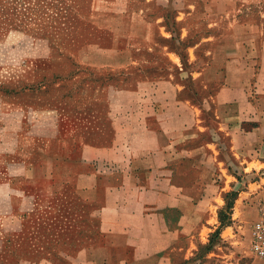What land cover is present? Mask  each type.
Masks as SVG:
<instances>
[{
    "label": "crops",
    "instance_id": "crops-1",
    "mask_svg": "<svg viewBox=\"0 0 264 264\" xmlns=\"http://www.w3.org/2000/svg\"><path fill=\"white\" fill-rule=\"evenodd\" d=\"M221 47L227 51H213L202 72L214 83L210 111L161 82L154 89L141 83L112 102L115 135L107 144L71 134L63 141L58 136L52 149L56 136L39 143L21 109L5 115L3 142L17 153V160L0 165L9 219L28 201L25 185L37 192L39 212L51 216L59 215L57 199L70 185L96 207L83 209V237L70 243L82 248L67 255L68 264H180L179 253L192 264L196 236L207 241L221 228L223 240L234 242L241 221L264 211V19L236 15ZM232 191L223 225L219 214ZM18 225L4 226L3 245Z\"/></svg>",
    "mask_w": 264,
    "mask_h": 264
},
{
    "label": "rangeland",
    "instance_id": "rangeland-1",
    "mask_svg": "<svg viewBox=\"0 0 264 264\" xmlns=\"http://www.w3.org/2000/svg\"><path fill=\"white\" fill-rule=\"evenodd\" d=\"M238 14L264 19V0H0V165L17 160L14 144L3 142L1 126L5 115L19 109L27 114L25 128L41 144L52 133L61 141L78 134L94 144L112 142V102L141 83L154 89L161 82L173 95L210 111L214 83L202 72L213 51H227L221 42ZM231 36L234 44L236 34ZM199 93L203 101L196 100ZM5 180L0 172V264H68L67 255L82 248L70 243L83 237V209L96 206L69 185L57 199L59 215L41 214L37 192L25 185L28 201L11 220ZM235 196L230 192L229 208L220 211L222 224ZM263 214L241 221L234 242L223 240L221 228L207 241L196 236L192 264L260 258L250 240ZM10 222L19 228L3 245ZM178 258L185 264L180 253Z\"/></svg>",
    "mask_w": 264,
    "mask_h": 264
},
{
    "label": "built area",
    "instance_id": "built-area-1",
    "mask_svg": "<svg viewBox=\"0 0 264 264\" xmlns=\"http://www.w3.org/2000/svg\"><path fill=\"white\" fill-rule=\"evenodd\" d=\"M250 245L253 253L264 259V214L252 226Z\"/></svg>",
    "mask_w": 264,
    "mask_h": 264
},
{
    "label": "trees",
    "instance_id": "trees-1",
    "mask_svg": "<svg viewBox=\"0 0 264 264\" xmlns=\"http://www.w3.org/2000/svg\"><path fill=\"white\" fill-rule=\"evenodd\" d=\"M227 207L229 208V205H228ZM229 218H230V216H229ZM229 218H228V221H227L226 223H229V220H230ZM226 223H224V224H226ZM224 224H223V225H224ZM219 231H220V230L218 229L217 231H215V233L218 234Z\"/></svg>",
    "mask_w": 264,
    "mask_h": 264
}]
</instances>
